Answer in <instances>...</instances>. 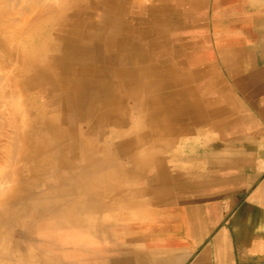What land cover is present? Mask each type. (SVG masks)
I'll list each match as a JSON object with an SVG mask.
<instances>
[{"label": "bare ground", "instance_id": "obj_1", "mask_svg": "<svg viewBox=\"0 0 264 264\" xmlns=\"http://www.w3.org/2000/svg\"><path fill=\"white\" fill-rule=\"evenodd\" d=\"M126 2L0 0V264H49L47 240L80 256L107 242L112 210L138 203L106 183L124 174L116 161L159 162L165 176L154 153L183 120L171 86L183 76L166 67L162 80L150 63L144 44L161 54L160 31L128 38Z\"/></svg>", "mask_w": 264, "mask_h": 264}, {"label": "crops", "instance_id": "obj_2", "mask_svg": "<svg viewBox=\"0 0 264 264\" xmlns=\"http://www.w3.org/2000/svg\"><path fill=\"white\" fill-rule=\"evenodd\" d=\"M137 1L126 2L128 38L153 19L177 39L158 65L183 76L171 86L186 111L157 149L180 153L148 188L116 165L125 175L106 183L133 189L138 203L112 210L107 242L85 244L83 256L66 239L32 246L49 264H264V0Z\"/></svg>", "mask_w": 264, "mask_h": 264}, {"label": "rangeland", "instance_id": "obj_3", "mask_svg": "<svg viewBox=\"0 0 264 264\" xmlns=\"http://www.w3.org/2000/svg\"><path fill=\"white\" fill-rule=\"evenodd\" d=\"M128 1V0H127ZM152 5V4H151ZM149 6V9H151L153 6ZM126 15H127V13H126ZM152 19V18H151ZM147 25L146 26H148V28H150V30H154L155 32L159 29V26H157L158 25V23L157 22H154L153 21V19H152V21L151 20H149V21H147V23H146ZM134 25H137V23L136 24H134ZM151 25V26H150ZM137 27V26H136ZM138 29V27L136 28V30ZM159 31V30H158ZM47 38V39H46ZM48 39H49V37H47V36H45V40L46 41H48ZM130 41V40H129ZM134 43H137V41H136V39H133L132 40ZM156 42L158 41V40H155ZM163 43H166L165 44V48H169L171 45L172 46H175V45H177V39H162L161 40ZM51 43H53V42H51ZM53 46H54V43H53ZM26 47V46H25ZM144 47H145V49H147L150 53H149V55H150V57H151V61H150V63L152 62V63H158V64H163L162 66L165 68V61H166V58H169V56L167 55L168 53H162V54H156L155 52V50H153L152 51V48H151V46H149V45H147V43H145L144 44ZM39 49H41V46L40 47H38V49L37 50H39ZM161 49H164V47H162ZM159 55V56H158ZM166 55V56H165ZM158 60H157V59ZM160 59V60H159ZM165 59V60H164ZM154 60H156V61H154ZM149 63V64H150ZM163 72V73H162ZM161 72V74H160V76L163 78V76L165 77V75H166V71H162ZM166 78V77H165ZM167 79V78H166ZM167 93V91H165V92H163V94L165 95ZM166 136H169L168 134L166 135ZM165 136V138H167V139H169L170 138V136L169 137H166ZM120 138V136L119 135H116L115 137H114V139L115 140H118ZM158 146H159V144H158ZM162 147V149H157L156 150V152L154 153V155L156 156V155H158L159 154V156H160V158H161V162H162V164L164 165V168L166 169L165 170V174H169V171H170V167H171V157L174 155V157L177 155V154H179L180 152H177V154H176V151L175 150H172V149H170V148H168V147H166V146H164V145H162L161 146ZM169 151V152H168ZM170 152H171V154H170ZM129 163V164H128ZM116 164H120V165H128V167H124L125 169H129L130 170V174H134V172H135V174H140V175H144V178H145V185H146V188H148L149 186H152L153 185V181L156 179V177L157 176H159V167H158V164H159V162H137V163H133V162H129V158H124V159H122V160H119V161H116ZM136 165V167H134V165ZM167 165V166H166ZM120 169H122V167H120ZM137 169V170H136ZM134 170V171H133ZM138 172V173H137ZM148 190V189H147ZM150 192V190H148L147 191V195H148V193ZM17 233V235H16V238H18L19 240H20V237L22 236V234H23V232L22 231H19V229H18V231L16 232ZM19 233V234H18ZM36 249V248H35Z\"/></svg>", "mask_w": 264, "mask_h": 264}]
</instances>
